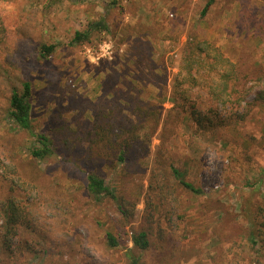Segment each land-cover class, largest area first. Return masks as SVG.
Masks as SVG:
<instances>
[{
  "label": "rangeland",
  "instance_id": "obj_1",
  "mask_svg": "<svg viewBox=\"0 0 264 264\" xmlns=\"http://www.w3.org/2000/svg\"><path fill=\"white\" fill-rule=\"evenodd\" d=\"M109 1L0 0V144L24 162L31 157V138L5 118L8 89L28 80L34 130L56 144L53 155L35 162L38 182L57 201L42 210L41 229L20 235V244L30 242L36 253L22 250L0 264H127L125 250L139 228L150 231L144 264H227L228 247L246 252L241 208L264 168V110L254 105L221 137L195 134L188 112L174 107L172 82L194 31L235 63L238 88L250 85L264 72V0H214L202 17L205 0ZM100 19L106 30L68 44L75 30ZM132 27H140L139 43L132 42ZM42 42L54 51L42 56ZM138 47L143 57L135 55ZM149 105L160 110L157 121H145ZM114 113L130 130L108 132L105 155L86 161L96 122ZM136 134L140 144L131 140ZM122 135L130 146L120 162ZM77 165L100 173L116 198L94 203ZM170 166L203 194L193 195L170 176L156 178L160 167ZM256 195L264 196V181ZM159 228L168 235L163 242ZM108 231L118 245H108Z\"/></svg>",
  "mask_w": 264,
  "mask_h": 264
},
{
  "label": "trees",
  "instance_id": "obj_2",
  "mask_svg": "<svg viewBox=\"0 0 264 264\" xmlns=\"http://www.w3.org/2000/svg\"><path fill=\"white\" fill-rule=\"evenodd\" d=\"M116 2L117 0L109 1L113 5ZM213 2L214 0H205L199 12L200 17L206 14ZM140 26L145 28L142 30L143 33H148L151 28L145 24ZM107 28L108 25L102 19L90 21L83 30H75L68 44L75 45L89 41L91 33ZM131 34L136 35L132 42L139 43L142 37L140 27H132ZM55 47L54 44L42 42L39 51L42 56H47ZM135 55L143 57L142 47L135 50ZM237 79L235 63L218 46L206 38L199 37L194 31L189 32L180 54L178 72L173 78L172 98L175 108L188 112L195 127V134L203 132L221 137L227 134V130H224L226 126L244 121L254 105H260L264 110V72L256 74L250 85L244 83L240 88ZM8 92L5 118L17 131L25 132L31 138L27 146L31 157L27 159L28 162H24L15 150L13 152L6 145L0 144V182L5 186V193L0 196V263L22 250L36 253L34 245L30 242L25 245L20 244V235L25 231L34 233L37 229H41L38 218L42 210L57 203L56 200L50 201L47 198L45 187L38 182L39 170L36 169L35 162L53 155L56 144L49 133L34 130L31 84L28 80L20 81L18 85L13 83ZM251 95L252 98L248 99ZM159 113L160 110L153 105L143 110L145 121H157ZM94 130L97 136L92 145H89L86 160L93 164L106 153L108 132L117 130L122 133L123 130L130 129L127 128L125 121L114 113L112 116L103 114L96 122ZM120 135L118 134L117 137ZM138 137L139 135L136 134L131 140L140 144ZM129 146L130 140L123 138L122 135V144H119V152L116 155L120 162L125 160ZM262 149L264 150V142ZM77 167L85 173V189L94 203L116 198L113 188L100 173L80 165ZM168 169L167 171L160 167L156 178L161 175L165 178L170 176L177 186L190 191L193 195L203 194L200 186L186 180L175 166H170ZM263 179L264 168L260 176L249 183L250 194L244 199L241 208V215L246 224L243 226L246 252L233 253L231 252L233 247H228L227 251L231 257L227 264H264V196L256 195ZM165 185L166 182H161V187ZM168 194L170 195L164 193L162 196L168 199ZM165 234L167 235L165 230L159 228L158 238L161 242L165 241ZM149 235L148 228H139L131 233V246L125 250L127 264H144L142 254L150 245ZM106 240L111 247L118 245V240L110 231L106 232ZM46 251V248L43 249V252ZM220 253L221 256L228 257L225 251L220 250ZM242 259L245 263L240 262Z\"/></svg>",
  "mask_w": 264,
  "mask_h": 264
}]
</instances>
